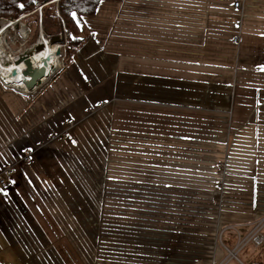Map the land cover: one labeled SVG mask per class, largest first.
<instances>
[{
	"label": "crops",
	"instance_id": "1",
	"mask_svg": "<svg viewBox=\"0 0 264 264\" xmlns=\"http://www.w3.org/2000/svg\"><path fill=\"white\" fill-rule=\"evenodd\" d=\"M82 22L89 36L35 93L0 86V170L30 152L0 189V264L124 260L102 248V215L153 244L180 234L182 206L261 219L264 0H101ZM140 253L131 264L155 260Z\"/></svg>",
	"mask_w": 264,
	"mask_h": 264
},
{
	"label": "rangeland",
	"instance_id": "2",
	"mask_svg": "<svg viewBox=\"0 0 264 264\" xmlns=\"http://www.w3.org/2000/svg\"><path fill=\"white\" fill-rule=\"evenodd\" d=\"M13 21L14 20H12V24L9 25L1 33L0 46H3L2 48L5 50L6 54L3 57V60L5 58H9L13 61H19L21 59H23L22 61H24L26 59V57L23 56L24 51L28 50V48H30L31 46H36L37 43L42 40L41 37H44L49 44H54L58 47L56 48V50H58L57 58L54 59L55 67L58 63H60V61L64 62V53L62 47L64 46V44L61 45L59 43V38H53V40L48 39L44 36V33L40 31L41 29L39 28V26L35 34L33 31L31 32V18H28L25 21L21 19L15 20L14 22ZM4 25H6L5 21L0 19V29L3 28ZM83 33L85 34L87 33V31L84 30ZM31 38L33 39L31 40ZM61 38L63 39L64 36L62 35ZM9 56L12 58H10ZM25 72L27 73V75L30 74V70L28 68H26ZM38 79L39 78H34L29 83H25V87H27V94L35 93L29 91L32 90L31 86L38 83ZM15 87L22 86L19 85ZM4 88H7L10 90V92H13V89L9 87L4 86ZM17 92L26 93L25 91ZM229 191L234 192V190ZM225 192V189L220 190L219 193L217 190V194L212 197V200L215 197H221V194L224 195ZM251 210V205H236L223 203L220 201L219 203H215L211 200L209 203L204 205L182 206L180 216L177 218L174 224H169V228L171 227L175 231H181L180 234L175 237L155 238L158 242L163 241L164 244L146 243L144 242L145 240L143 238L131 237L130 233L122 232L120 230L127 228L126 223L114 221L111 220L109 216L102 215L101 220L99 221L104 241V247L102 248L106 250L108 248L116 247L118 251L124 248L126 252L124 254V260H120L117 262L108 261L112 264H131L133 255L139 258L142 255L143 257H145V253L141 254L140 251H147L146 255H151V257L155 259L154 261L148 260L149 264H205L211 258H221L226 255V251L223 250L220 242H222L224 246H227L231 249L237 242V233L242 234L246 232L247 229H249L251 225L256 222L254 221L247 224L249 220L244 219L249 215ZM239 215L241 217L237 218ZM150 225H152V222L150 223ZM229 225L239 226H236V231V228H233L234 226ZM116 229H119L117 231L122 234L115 233ZM220 233L222 236L220 237L219 241ZM225 238L226 241L224 240ZM153 239L154 238H150V241H152ZM132 241L136 243H132ZM249 246L252 245H245L236 254V257L238 256L237 258H239L242 262H245V257L248 258L250 256V250H248ZM130 249L132 251L128 252V250ZM161 252L164 253L161 254ZM55 254L60 258L61 262H66V254ZM161 256H163L164 258L161 259ZM232 261L235 262L231 259V262ZM101 262H104V260H101ZM261 262L262 264H264V249L261 252Z\"/></svg>",
	"mask_w": 264,
	"mask_h": 264
},
{
	"label": "trees",
	"instance_id": "3",
	"mask_svg": "<svg viewBox=\"0 0 264 264\" xmlns=\"http://www.w3.org/2000/svg\"><path fill=\"white\" fill-rule=\"evenodd\" d=\"M101 0H0V17L11 20L31 18V32L38 26L50 40L59 38L63 46L64 63L71 59L74 52L89 36L84 32L83 16L94 14ZM122 1V0H110ZM23 5V7H21ZM39 10V11H38ZM75 14V17L73 16ZM29 25V24H28ZM64 36L62 39L61 36ZM33 38H31L32 40ZM61 50V49H60ZM62 52V51H61ZM250 256L244 264H262V248L249 246Z\"/></svg>",
	"mask_w": 264,
	"mask_h": 264
},
{
	"label": "built area",
	"instance_id": "4",
	"mask_svg": "<svg viewBox=\"0 0 264 264\" xmlns=\"http://www.w3.org/2000/svg\"><path fill=\"white\" fill-rule=\"evenodd\" d=\"M239 2L238 1H234L232 4V7L235 8L236 10H238L239 8ZM39 11V10H38ZM1 20L5 21L6 27H8L9 25H11L12 20L9 19H3L0 18ZM236 36H234L232 38V41L235 42ZM63 47V46H62ZM4 50V49H3ZM5 52V50H4ZM10 62H15L12 59L9 58H5L3 60L2 58V63L3 64H7ZM64 68V62L60 61V63H58L56 65V67L52 68L49 73H46L43 77H40L38 79V83H36L35 85L31 86L32 90L29 92H36L41 86H43L46 82H48L52 77H54V75L58 72V70L63 69ZM24 78H26V76H24ZM1 80V79H0ZM25 83L24 82L22 84V87H15L12 84L9 85V83H4L3 81H0V85H3L5 87H9L13 90L16 91H25L27 93V87H25ZM102 104L101 103H96V107L99 108L101 107ZM67 124L69 126H71L73 124L71 119L67 120ZM57 136L53 135L50 140L55 139ZM30 155V152H27L26 155L21 156L17 162L14 161L15 163H22L24 161H26L28 159V156ZM14 162H11L8 166L2 168L0 170V189L6 187L7 184V177H9L14 169ZM222 163H218V167H221ZM264 226V216L257 220L255 223H253L251 225V227L248 229L247 233L244 236L239 235V233H237V242L236 244L230 249L227 246H224L222 242H220L221 247L223 248V250L226 251V255L221 257V258H211L207 264H244L239 258L236 257V254L247 244H251L253 247H261L262 250L264 249V235L262 234L261 230ZM237 231V230H236ZM222 232V231H221ZM221 233L219 235V241H220V237H221ZM231 259L234 260L235 262H231Z\"/></svg>",
	"mask_w": 264,
	"mask_h": 264
},
{
	"label": "bare ground",
	"instance_id": "5",
	"mask_svg": "<svg viewBox=\"0 0 264 264\" xmlns=\"http://www.w3.org/2000/svg\"><path fill=\"white\" fill-rule=\"evenodd\" d=\"M2 31L3 28L0 29V40ZM41 39L42 40L37 43L41 45V48L34 50V46H31L28 50L24 51L23 56L26 57V61H22L23 59H21L19 61L3 64L2 58L6 54L2 48L3 46H0V81L3 79L4 83H9V85L22 86L24 82L29 83L34 77H43L55 67L54 59L57 58L55 50L58 47L54 44H49L44 37H41ZM26 64L28 66H26ZM26 68L30 70L29 75L23 73V70H26ZM24 75L26 78H24Z\"/></svg>",
	"mask_w": 264,
	"mask_h": 264
},
{
	"label": "water",
	"instance_id": "6",
	"mask_svg": "<svg viewBox=\"0 0 264 264\" xmlns=\"http://www.w3.org/2000/svg\"><path fill=\"white\" fill-rule=\"evenodd\" d=\"M41 31V30H40ZM42 32V31H41ZM39 48H41V45L40 44H37L36 46H34V49L35 50H37V49H39ZM55 54H58V50H55ZM24 61H26V59L24 60ZM26 66H28L27 64H26ZM23 73H25V70H24V72ZM25 74H27V73H25ZM29 74V73H28ZM34 78H36V77H34ZM33 78V79H34Z\"/></svg>",
	"mask_w": 264,
	"mask_h": 264
},
{
	"label": "snow or ice",
	"instance_id": "7",
	"mask_svg": "<svg viewBox=\"0 0 264 264\" xmlns=\"http://www.w3.org/2000/svg\"><path fill=\"white\" fill-rule=\"evenodd\" d=\"M21 7H23V5H21ZM73 16L75 17V14H73ZM262 70H264V68H262Z\"/></svg>",
	"mask_w": 264,
	"mask_h": 264
}]
</instances>
